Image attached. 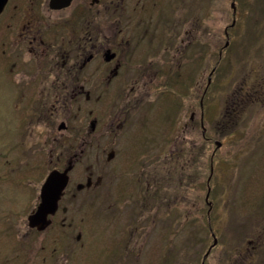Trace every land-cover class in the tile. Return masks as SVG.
Instances as JSON below:
<instances>
[{"label":"flooded vegetation","instance_id":"1","mask_svg":"<svg viewBox=\"0 0 264 264\" xmlns=\"http://www.w3.org/2000/svg\"><path fill=\"white\" fill-rule=\"evenodd\" d=\"M52 1L7 0L0 11V125L6 127L0 130V198L6 201L15 190L28 196L27 172L44 164L37 156H50L52 171L71 168L69 173L81 157L93 156L95 180L88 175L71 199L104 185L111 209L129 186L136 204L135 212L120 213L130 220L116 231L125 243L105 247V264H264V227L243 235L242 247L233 248L227 260L214 253L218 228L210 221L212 243L200 260H192L189 250L178 260L182 245L173 238L159 243L157 234L147 244L143 237L172 216L177 169L187 170L190 156L206 153L208 92L222 85L217 64L238 22L235 3L231 23L221 32L224 47L208 73L213 0ZM181 108L188 121L175 131ZM66 189L45 227L29 222L40 193L22 228L14 230L15 212L7 211L14 203L0 199V264H80L78 243L68 245L81 239L79 225L60 207ZM245 218H239L243 224ZM159 229L174 236L170 228Z\"/></svg>","mask_w":264,"mask_h":264},{"label":"rangeland","instance_id":"2","mask_svg":"<svg viewBox=\"0 0 264 264\" xmlns=\"http://www.w3.org/2000/svg\"><path fill=\"white\" fill-rule=\"evenodd\" d=\"M232 2L235 3L238 22L234 29H229L230 34H233L231 45L223 50V59L217 64L216 77L221 78L222 85L215 87L214 80V86L209 87L206 153L190 156L187 170L181 172L177 169L174 187L176 199L171 203L172 216L164 223L160 222L153 233L148 230L143 234L147 244H152V237L155 240L157 234L159 243H167L169 238L175 239L176 245H182L177 252L178 260H182L188 250L192 260H200L212 243L210 231L206 228L209 221L214 229L218 228L219 247L214 253H221L223 260L231 259L233 248L242 247L243 235L247 236L258 227H264V0H213L209 3L208 10L212 11L207 14L208 73L215 67L218 50L224 47L225 38L221 32L231 23ZM183 114L182 108L177 109L176 119L181 123L178 126L175 123V131L182 129L188 121V115ZM159 126V131L165 127L162 123ZM3 129L6 130V127L0 125V130ZM149 130H153V127ZM214 141L222 143L220 149L215 150ZM214 150L213 174L207 183ZM49 158L48 155L37 156L36 160L44 161V164L37 162L38 167L27 172L30 177L27 197H24L23 191L18 194L15 190L14 195L6 201L4 197L0 198L4 201L1 204L14 203V209H6L9 213L15 212L11 230L22 228L29 209L35 207L41 186L53 169ZM67 158L63 156L64 161ZM93 160V156H83L73 167L69 173L65 198L60 204V207L68 208L65 217L75 218L79 225L81 239L77 242L73 238L68 245L78 243L80 264H105V247L111 243H125V240L120 241L122 235L116 231L130 220H122L123 215L120 213L136 211V204L132 202L134 192L128 185L124 188V199L117 204L114 198L111 209H108L110 202L104 185L83 191L71 199L76 185L85 184L88 175L95 180L89 167ZM2 164L4 161L0 158ZM179 173L184 176H178ZM208 188L210 192L206 200ZM164 192L168 193L167 187ZM160 203L162 206L165 204ZM207 212L208 220L205 219ZM241 217H246L244 224L239 219ZM239 221L242 226L238 224ZM3 222L1 217L0 223ZM235 226L247 230L233 231L236 230ZM110 227L115 231H110ZM162 227L166 230L170 228L174 236L169 235L168 231L163 235L159 229ZM64 232H67L66 229ZM164 255L166 259L167 254Z\"/></svg>","mask_w":264,"mask_h":264},{"label":"water","instance_id":"3","mask_svg":"<svg viewBox=\"0 0 264 264\" xmlns=\"http://www.w3.org/2000/svg\"><path fill=\"white\" fill-rule=\"evenodd\" d=\"M7 0H0V11ZM70 0H65L64 4H68ZM59 0H53L52 4L56 5L59 4ZM216 148L221 147L220 142H215ZM71 168H67L62 172L59 171H52L47 176L46 180L44 181L41 190H40V203L36 211L33 215L29 218L30 225L35 226H46V219L49 215L55 213L57 210V203L67 186L68 183V172ZM213 169L211 167L210 178L212 176ZM82 185H78L77 188H81ZM209 189L207 193V198L209 195Z\"/></svg>","mask_w":264,"mask_h":264}]
</instances>
